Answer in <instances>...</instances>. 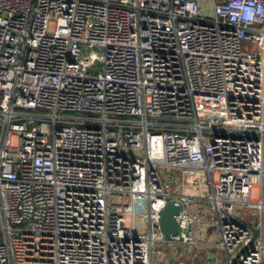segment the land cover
I'll use <instances>...</instances> for the list:
<instances>
[{
    "label": "built area",
    "instance_id": "obj_1",
    "mask_svg": "<svg viewBox=\"0 0 264 264\" xmlns=\"http://www.w3.org/2000/svg\"><path fill=\"white\" fill-rule=\"evenodd\" d=\"M198 260L264 264V0H0V264Z\"/></svg>",
    "mask_w": 264,
    "mask_h": 264
},
{
    "label": "water",
    "instance_id": "obj_2",
    "mask_svg": "<svg viewBox=\"0 0 264 264\" xmlns=\"http://www.w3.org/2000/svg\"><path fill=\"white\" fill-rule=\"evenodd\" d=\"M180 211V206H176L170 202H166L164 207L159 211L158 222L161 232L164 236L175 235L179 233L182 229L176 222L174 215ZM259 229L252 228V236L248 241L247 245L242 247V249L237 253V256L244 252L249 245H251L258 235ZM235 259H233L234 261Z\"/></svg>",
    "mask_w": 264,
    "mask_h": 264
},
{
    "label": "rangeland",
    "instance_id": "obj_3",
    "mask_svg": "<svg viewBox=\"0 0 264 264\" xmlns=\"http://www.w3.org/2000/svg\"><path fill=\"white\" fill-rule=\"evenodd\" d=\"M251 197H254V194L251 196ZM209 207L207 205H201L198 207V210L199 211H208ZM153 261L155 262V259H153Z\"/></svg>",
    "mask_w": 264,
    "mask_h": 264
},
{
    "label": "crops",
    "instance_id": "obj_4",
    "mask_svg": "<svg viewBox=\"0 0 264 264\" xmlns=\"http://www.w3.org/2000/svg\"><path fill=\"white\" fill-rule=\"evenodd\" d=\"M201 262L198 260L196 264H200Z\"/></svg>",
    "mask_w": 264,
    "mask_h": 264
}]
</instances>
